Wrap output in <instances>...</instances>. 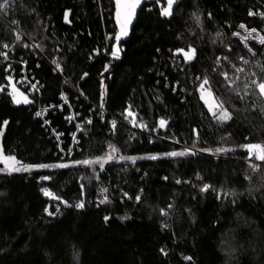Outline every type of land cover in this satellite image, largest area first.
<instances>
[{
	"label": "trees",
	"instance_id": "16d2710c",
	"mask_svg": "<svg viewBox=\"0 0 264 264\" xmlns=\"http://www.w3.org/2000/svg\"><path fill=\"white\" fill-rule=\"evenodd\" d=\"M238 23L264 37V0H179L169 20L151 2L113 57L112 0H10L0 152L52 167L0 171V264H264V162L252 171L241 148L264 142V112L219 75L244 68L240 96L264 77V45L251 42L250 54L230 34ZM189 46L185 63L176 50ZM204 75L231 112L223 124L200 99Z\"/></svg>",
	"mask_w": 264,
	"mask_h": 264
},
{
	"label": "snow or ice",
	"instance_id": "6c2138e0",
	"mask_svg": "<svg viewBox=\"0 0 264 264\" xmlns=\"http://www.w3.org/2000/svg\"><path fill=\"white\" fill-rule=\"evenodd\" d=\"M177 2V0H167V6L164 7L161 10V15L168 17L171 16L173 5ZM10 0H0V14H3L6 12L8 6H9ZM142 3V0H116V6H117V18L118 22L120 23V32L116 34L115 39L119 41L121 39V36H126L128 34V26L130 25L133 17L135 16L136 9L140 6ZM249 15H253V13H249ZM67 17V14H66ZM198 19V18H197ZM15 23V22H14ZM241 29H245L248 33L247 36L243 37V41H247L248 39L252 38V34L256 32L255 29L248 30L246 29V26L244 24L240 25ZM234 35L239 36V33H234ZM17 40L20 39V37L17 35ZM259 43L264 45V37L259 38ZM5 48L8 47V45H4ZM120 49L119 47H114L112 49V56L117 57ZM251 51V49H249ZM176 54H182L184 58L185 63L191 62L195 56H196V49L192 48L189 46L188 50L186 51L185 49H177ZM255 55V53H253ZM0 56H3L5 59H7V53H0ZM225 60L229 59L228 57H224ZM241 61H243L244 64H248V61L245 60L243 57H238ZM53 63H56L53 61ZM217 64H219V60H217ZM57 67L59 68V65L57 64ZM235 67V66H234ZM261 71L264 72V65H261ZM245 72V69L242 67H235V74L234 76L230 77L227 72L221 71L219 75L223 77V83L222 87L231 90L236 93L237 96L241 100L245 99L246 96L248 95H253L256 97L258 101H261V106L260 110L264 112V77L258 79H249L245 82L244 84V90H245V95L240 96L239 91L234 88V85L236 82L241 78L240 75L237 74H243ZM257 74L256 73H251V76L255 77ZM197 80L200 81L198 85L197 91L200 93V99L204 102L205 106L208 108L209 113L212 115L213 119H215L218 123L223 124L227 120L231 119V112L229 109L226 107V101L222 100L219 96L215 94V88L213 86V81L210 79L208 75H204L203 77H197ZM8 80L11 81L12 77L9 76ZM13 87V92H15V85ZM32 87H35V85H32ZM13 101L15 103H20L21 100L18 99L15 95H13ZM25 103L29 102L27 101L26 97L24 98ZM37 115H40L37 113ZM128 116L134 117L135 114L131 112L130 110L127 111ZM91 121H89L90 123ZM113 128H115L116 122L113 121ZM133 124H135V119L132 121ZM166 121L164 119H161L159 121V126L161 128H164L166 125ZM5 124L7 122L5 121ZM79 127V126H78ZM145 128L147 127L146 125L144 126ZM197 133V137H198ZM241 148L245 149L247 152V158L249 161H252L254 158L255 161H260L264 162V142L262 143H246L241 145ZM115 151V149H113ZM217 152L224 151L223 149H217ZM189 153L186 151H173L170 153H167V156L170 157H176V156H185L188 155ZM150 159H157L156 156H151L149 157ZM121 159H124V157H121ZM132 159V158H128ZM0 161L3 162L4 168H0V171H7L9 174L11 172H20V171H25L28 172L32 170L33 167H40V168H47V167H52L50 165H39V166H31V165H23L20 162L15 160V157L12 156H5L2 152H0ZM84 163H89L88 161H84ZM68 165L66 164H57L54 167L57 168H63L67 167ZM250 168L252 171H257L261 168V164L259 163H250ZM101 168L104 167V165L101 163L100 165ZM44 180L50 179L49 177L45 176L42 177ZM179 183V181H177ZM209 185H204L203 188H201V191H207L209 189ZM44 194L46 196H51L52 194L47 190L43 189ZM58 199V197H57ZM137 201H139L140 197H136ZM103 203V201H102ZM84 205L83 203L77 204L76 207L82 208ZM46 211H48L46 209ZM57 211H59V208H57ZM162 211V215L166 214ZM49 215H53L52 212L48 211ZM108 217H105V220H107ZM190 259V258H188Z\"/></svg>",
	"mask_w": 264,
	"mask_h": 264
},
{
	"label": "water",
	"instance_id": "95a60500",
	"mask_svg": "<svg viewBox=\"0 0 264 264\" xmlns=\"http://www.w3.org/2000/svg\"><path fill=\"white\" fill-rule=\"evenodd\" d=\"M151 2H156L157 3V6L159 8V14L161 16V18H165L167 20H169L173 14L171 16H168V17H165V16H162L161 15V10L167 6V0H142V3L140 4V6L136 9V13H135V16L133 17L130 25L128 26V34L126 36H121V39L119 41H117L115 39L116 37V34L120 32L121 28H120V23L118 22V18H117V6H116V0H112V3H113V21H114V25H115V34H114V42L111 46V53H112V49L114 47H119L120 51L118 53V56L121 55V44L122 42L126 41L129 36H130V33H131V30L137 20V15H138V12L139 10L145 5V4H149ZM179 0H177V2L173 5V9H172V13H174V9L176 7V5L178 4Z\"/></svg>",
	"mask_w": 264,
	"mask_h": 264
},
{
	"label": "built area",
	"instance_id": "2783aa9c",
	"mask_svg": "<svg viewBox=\"0 0 264 264\" xmlns=\"http://www.w3.org/2000/svg\"><path fill=\"white\" fill-rule=\"evenodd\" d=\"M241 24H243V23H238V24L236 25L235 29H233L232 32H231L230 34H231L232 37H235V38L239 39V40L242 42V44H243V46L245 47V49H246L250 54H253L255 51H254V49L252 48V46H251L250 44H251V42L259 43V38L262 37V33H261V31H260L259 29H257V28H249V27H247V26L244 24V25L246 26V29H248V30L255 29V30H256V32L252 34V38L248 39V40L245 42V41H243V37L247 36L248 33H247V31H246L245 29H241V28H240V25H241ZM234 33H239L240 35H239V36H236V35H234ZM32 44H33V43H32ZM33 45H34V44H33ZM34 47H35V45H34ZM249 49H251V51H249ZM247 61L249 62V60H247ZM21 81L25 84V83H27L29 80L26 78V76H24V78H22ZM32 85H34V84H30V86H31L30 88H31L32 91H35V90H36V87H32ZM44 111H45V107L39 106V107H38V111H37V113H39L40 116H42ZM131 124H132V123H131ZM55 136H56L57 140L59 141V136H58L57 134H56ZM190 150H191V153H192L193 155L196 153V149H194V148H190ZM246 161H248V162H252V163H259V162H260V161H255L254 158L252 159V161H249L248 158H246Z\"/></svg>",
	"mask_w": 264,
	"mask_h": 264
},
{
	"label": "rangeland",
	"instance_id": "374dc122",
	"mask_svg": "<svg viewBox=\"0 0 264 264\" xmlns=\"http://www.w3.org/2000/svg\"><path fill=\"white\" fill-rule=\"evenodd\" d=\"M127 111H129V110H126V114H127ZM131 112H132V111H131ZM130 117H131L130 120L133 121V119H134L135 116H134V117L130 116ZM160 120H161V119H160ZM160 120H159V121H160ZM159 127H160V126H159ZM105 160H107V159H106V158H101V159H98L97 161H98L99 163H103ZM84 161H89V160H88V159H84L83 162H84ZM95 161H96V160H95ZM66 163L69 164L70 162L68 161V162H65V163H63V164H66Z\"/></svg>",
	"mask_w": 264,
	"mask_h": 264
}]
</instances>
